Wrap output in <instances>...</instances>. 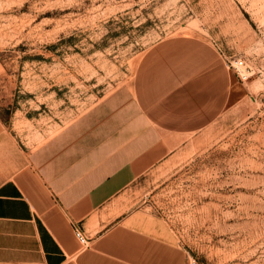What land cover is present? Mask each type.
Masks as SVG:
<instances>
[{
	"label": "rangeland",
	"instance_id": "374dc122",
	"mask_svg": "<svg viewBox=\"0 0 264 264\" xmlns=\"http://www.w3.org/2000/svg\"><path fill=\"white\" fill-rule=\"evenodd\" d=\"M191 36L248 77L207 127L132 185L197 264H264V0H0V122L31 150Z\"/></svg>",
	"mask_w": 264,
	"mask_h": 264
},
{
	"label": "crops",
	"instance_id": "0c3cea01",
	"mask_svg": "<svg viewBox=\"0 0 264 264\" xmlns=\"http://www.w3.org/2000/svg\"><path fill=\"white\" fill-rule=\"evenodd\" d=\"M238 91L211 44L173 36L148 48L131 84L31 150L0 122V264H187L165 225L131 203V187Z\"/></svg>",
	"mask_w": 264,
	"mask_h": 264
},
{
	"label": "built area",
	"instance_id": "2783aa9c",
	"mask_svg": "<svg viewBox=\"0 0 264 264\" xmlns=\"http://www.w3.org/2000/svg\"><path fill=\"white\" fill-rule=\"evenodd\" d=\"M227 67L232 68L236 73V76L240 80L247 79L248 73L243 59L238 58L233 61H229L227 62ZM75 237L78 239L81 245L87 244V240L85 239V237L83 236L82 232L79 229H75ZM187 264H197V263L193 259H188Z\"/></svg>",
	"mask_w": 264,
	"mask_h": 264
}]
</instances>
